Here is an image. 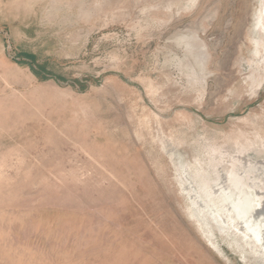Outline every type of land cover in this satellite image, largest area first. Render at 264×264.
<instances>
[{
	"label": "rangeland",
	"instance_id": "obj_1",
	"mask_svg": "<svg viewBox=\"0 0 264 264\" xmlns=\"http://www.w3.org/2000/svg\"><path fill=\"white\" fill-rule=\"evenodd\" d=\"M262 28L264 0H0V264H260L214 191L264 202Z\"/></svg>",
	"mask_w": 264,
	"mask_h": 264
},
{
	"label": "bare ground",
	"instance_id": "obj_2",
	"mask_svg": "<svg viewBox=\"0 0 264 264\" xmlns=\"http://www.w3.org/2000/svg\"><path fill=\"white\" fill-rule=\"evenodd\" d=\"M263 181V179H260L261 187L264 185ZM221 185L222 188L214 192L215 194L221 192L219 195H223L225 197L227 196L228 199L231 200V206H227V211L230 210L232 213V224L234 223L232 227L238 229V231L242 232L245 238H247L245 242L247 246H251V248L254 246L256 247L257 260H260V264H264V202L261 201L260 204H254L253 201H255V199H253L251 196L248 197V195L244 193V190L241 189V182L237 181L235 183V186L238 188L240 194H242L239 201L231 198V194L234 192V190L227 188V186H224V184ZM253 185L257 184L254 182ZM256 192L257 194H261L258 191ZM198 207H200V205ZM209 215L215 221V218L212 216V214L210 213ZM219 219L223 224H225L226 220L223 219L222 215L219 216Z\"/></svg>",
	"mask_w": 264,
	"mask_h": 264
}]
</instances>
